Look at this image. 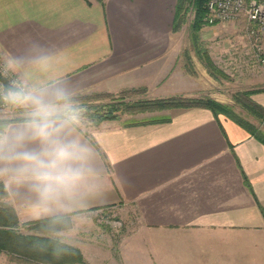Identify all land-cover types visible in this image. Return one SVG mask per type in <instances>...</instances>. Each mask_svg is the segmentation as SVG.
Segmentation results:
<instances>
[{
	"label": "crops",
	"instance_id": "1",
	"mask_svg": "<svg viewBox=\"0 0 264 264\" xmlns=\"http://www.w3.org/2000/svg\"><path fill=\"white\" fill-rule=\"evenodd\" d=\"M177 2L0 0V53L48 55L74 94L198 96L206 82L178 66ZM253 97L264 105V92ZM79 132L98 154L107 195L71 219L134 213L119 264H264V143L242 125L194 106L87 121ZM2 181L20 222L43 219L25 188Z\"/></svg>",
	"mask_w": 264,
	"mask_h": 264
},
{
	"label": "clouds",
	"instance_id": "2",
	"mask_svg": "<svg viewBox=\"0 0 264 264\" xmlns=\"http://www.w3.org/2000/svg\"><path fill=\"white\" fill-rule=\"evenodd\" d=\"M0 77V180L25 188L51 238L61 236L72 213L107 195L98 154L79 132L88 108L48 55L10 54Z\"/></svg>",
	"mask_w": 264,
	"mask_h": 264
},
{
	"label": "rangeland",
	"instance_id": "3",
	"mask_svg": "<svg viewBox=\"0 0 264 264\" xmlns=\"http://www.w3.org/2000/svg\"><path fill=\"white\" fill-rule=\"evenodd\" d=\"M185 6L187 8L185 17L180 20L179 28L175 30L176 37H179L181 42V57L178 66L181 65L185 70L199 76L202 79L201 82H206L203 84L207 86V88H199L198 96L188 97H213L231 106L241 116L264 129V124L248 112L244 105L247 92L252 90L264 92V63L261 60L264 57V30L257 24L249 22L244 15L216 24L205 23L196 30L193 28L194 0H188ZM211 61L217 69L212 67ZM125 89H128L126 90L127 99L149 98L147 88ZM123 90L111 93L118 94ZM91 93H99V91L84 94ZM256 93L251 97L254 98ZM176 95L185 96L184 94ZM78 99L81 100V98ZM110 100V96L101 94L98 99L91 100L88 105H84L88 108L85 113V127L87 121L97 125L88 115V112L93 110L89 108L100 107ZM118 114L119 117L133 118L137 112L121 110ZM5 201L8 202L7 198L1 194L0 202ZM137 224V217L134 213L108 209L91 213L84 219H71L69 226L62 229L63 234L55 238H51L47 228L48 222L30 227L16 226V229L23 234L38 238H50L74 246L82 245L85 252L80 250L86 263L119 264V246L137 228ZM94 246L96 249L93 248ZM0 264L53 263L1 250Z\"/></svg>",
	"mask_w": 264,
	"mask_h": 264
},
{
	"label": "trees",
	"instance_id": "4",
	"mask_svg": "<svg viewBox=\"0 0 264 264\" xmlns=\"http://www.w3.org/2000/svg\"><path fill=\"white\" fill-rule=\"evenodd\" d=\"M187 1L188 0H178L177 2L174 30L179 28L180 20H183L185 17L187 10L185 4ZM207 1L208 0H194L195 18L193 21V28L196 30L201 25L207 23ZM212 67L216 68L213 62ZM126 90L128 89H125L118 94L111 92H99L91 94L79 93L75 94V96L77 98H81L83 105H88L91 100L98 99V96L101 94L111 97L110 101L103 103L100 107L96 106V108H89H93V110L92 112H88V115L96 124L105 119L118 118V111L121 110L136 113L172 107L188 108L202 106L211 109L217 118L220 114H224L233 119L264 143L263 128L241 116V114L237 113L231 106L213 97L172 95L162 98L127 99ZM259 91L261 90H252L247 92L244 105L248 112L257 117L261 123L264 124V105L251 97L252 94ZM155 120L157 121L159 119ZM160 120H168V118H160ZM1 194H3L6 198L8 196L7 189L2 180H0V196ZM46 222H48L46 219L20 222L12 204L6 201L0 202V251L6 250L26 255L28 257H33L35 259L49 261L53 264H89L84 260L83 253L80 248L74 245L52 240L50 238H38L29 234H23L16 229V226L30 227Z\"/></svg>",
	"mask_w": 264,
	"mask_h": 264
},
{
	"label": "built area",
	"instance_id": "5",
	"mask_svg": "<svg viewBox=\"0 0 264 264\" xmlns=\"http://www.w3.org/2000/svg\"><path fill=\"white\" fill-rule=\"evenodd\" d=\"M206 8L208 24L225 22L244 15L249 22L264 30V0H208ZM3 59L0 53V61ZM261 60L264 63V57Z\"/></svg>",
	"mask_w": 264,
	"mask_h": 264
}]
</instances>
